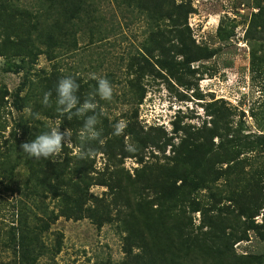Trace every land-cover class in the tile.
Segmentation results:
<instances>
[{
  "label": "rangeland",
  "instance_id": "1",
  "mask_svg": "<svg viewBox=\"0 0 264 264\" xmlns=\"http://www.w3.org/2000/svg\"><path fill=\"white\" fill-rule=\"evenodd\" d=\"M17 1L31 10L38 7L36 0ZM257 3L264 5V0H191L195 11L188 16L190 36L196 46L214 49L215 54L190 63L189 68L171 71H159L154 63L143 76L132 78L128 65L140 57L142 45L149 41L145 15L120 0H85L73 25H68L75 30L72 36L77 46L57 50L51 61L44 54L38 57L35 69L28 76L32 87L27 81L21 93L28 91L31 104L22 110L14 107L13 95L24 76L12 69L15 68L12 64L8 68L5 58L0 56V264L14 262L13 251L6 242L8 231L16 224L18 216L34 219L40 215L33 191L21 187L28 177L25 166L22 162L19 166L15 164L19 156L24 160L21 142L32 141L42 128L49 132L60 123L59 130L71 129L72 136L70 141H64L60 156L53 157L55 160L51 159L46 169H61L76 181L80 177V185L85 189L83 207L87 209L80 218L60 216L42 233L48 246L62 234L61 249L55 256H41L37 264H143L144 259L155 264L151 263L153 255L170 249L171 241L185 239L183 233H201L211 220L230 225L240 221L228 198L245 204H249L247 199L255 198L251 202L258 203L259 208L253 219L258 224L257 230L264 232V21L262 16L251 21L258 10ZM153 54L151 62H155L160 53L155 50ZM53 62L61 70L60 78L76 71L81 76L80 83L88 82L89 86L79 87L76 93L81 103L94 92L93 74L112 84L111 100L95 97L96 129L100 132L97 140L79 138L84 120L92 112L84 117L73 115L71 119L69 113H59L61 118L55 113L44 116L46 108L38 93L42 85L40 88L36 85L38 75L34 72L42 69L44 73L49 72ZM60 78L50 76L44 86L45 92L52 93L49 99L54 109ZM130 81H137L139 89L131 86ZM142 88L144 95L137 104L133 95L142 92ZM4 91L7 93L3 94ZM33 101L44 106L36 107L34 103L33 111ZM132 110H137L141 123L162 127L175 142L179 140L172 132L175 121L197 126L206 121L210 130L207 137L211 133L207 141L211 150L206 154V162L198 170L189 171L172 156L170 144L164 149L147 147L142 159L125 157L121 163L116 159L109 161L102 152H95L105 141L102 136L106 130L114 133L115 123L125 121ZM229 110L230 131H236L241 139L236 148L241 151L236 164L227 160ZM22 118L30 125L31 134L25 137L20 128ZM122 134L116 135L119 140ZM122 140L123 144L133 145L127 136ZM81 146L85 150L92 149L93 154L81 159L76 154ZM57 162L61 165H56ZM68 166L76 168L67 170ZM137 171L141 176L133 180ZM109 175H112V183L109 182L112 188L98 184L99 177ZM180 176L190 178L191 188L182 191L185 194L182 199L187 200L179 209L165 212L150 198L164 183ZM195 180H204L202 183L207 187L193 190ZM97 198H103L109 207L99 209ZM76 200L77 203L83 201L82 198ZM47 202L50 209L55 205L51 193ZM196 205L200 210L194 211ZM106 211L110 220L97 227L92 218L101 213L99 217H103ZM170 227L173 229L169 231ZM254 231H247L249 240L234 244L237 254L264 256V239ZM192 263L202 264V261L195 259Z\"/></svg>",
  "mask_w": 264,
  "mask_h": 264
},
{
  "label": "trees",
  "instance_id": "2",
  "mask_svg": "<svg viewBox=\"0 0 264 264\" xmlns=\"http://www.w3.org/2000/svg\"><path fill=\"white\" fill-rule=\"evenodd\" d=\"M120 1L127 4L132 10L136 9L144 14L149 29L147 34L149 41L142 45L140 57H136L134 63L128 65L129 75H133L132 78L143 76L146 71L148 72V68L151 65L156 64L159 71L189 68L190 63L209 59L215 54L214 49L196 46L190 36L191 30L188 25V16L195 11L191 0ZM35 2L38 7L31 10L24 5H20L17 0H0V56L5 58L8 68H11L9 64H12L15 67L12 69L22 72L24 76V80L13 95V105L17 110H22L31 104L28 98V91L21 93L27 81L28 83L30 82L28 76L35 69L38 57L44 54L51 61L55 59L58 53L57 50L68 49L69 46H77L76 40L72 36L75 30L68 25H73V19L79 16L85 0H36ZM255 6L258 10L253 13L251 21L254 22L260 16H262L264 21V5L257 3ZM262 26L264 27V23ZM89 29L93 31L92 28ZM90 35L92 36L93 34L90 33ZM155 50L160 54L156 57L155 62H151L150 58L154 56L153 51ZM42 70L34 73L38 75L36 85L38 84L39 88L42 85L38 93L41 97H44L45 82L50 76L60 78L62 73L54 62L49 72L44 73ZM64 76L66 77L67 74ZM70 76L76 80L79 87L86 88L89 86L88 82L80 83L81 76L78 72L74 71ZM91 83L94 85L92 90L95 91L97 81L91 79ZM130 83L131 86L139 89L137 81H130ZM32 84L30 82L29 87H32ZM4 93L7 92L4 91ZM39 95H35L36 99L40 98ZM143 95V88L142 92L133 95V99L135 98L137 104L142 101ZM32 103L31 109H33L34 103L36 107L44 106L41 102L33 101ZM44 107L46 108L44 116L55 113L57 117L61 118L56 109L50 106ZM230 115L231 112L229 110L228 118L226 119V137L228 136L226 145L229 150V158L227 160L232 162V164H236L235 162L238 161L241 152H238L236 148L241 139L236 131H233V133L230 131L232 124ZM137 116V110H132L128 116H125L127 126L122 134V139L127 136V139L133 143L134 152L125 151L126 144H123V140L120 139V141L108 129L106 134L102 136L105 141L102 145H98L95 152H102L109 161L116 159L121 163V159L125 157L142 159L141 157L144 156L143 152L147 147L153 146L157 149H164L170 144L173 151L172 156L177 157L176 161L189 171L198 170L206 162V154L211 150V147L207 146L211 133H208L210 137H207V132H210V130L205 125L206 121L200 126L181 124L182 120L175 121L172 132L176 135V138H179L175 142L172 141L173 137L171 135H166L167 132L162 127L141 123ZM26 120L22 118L20 124L24 137L31 134L30 125L26 123ZM43 132H46L45 128L40 131V133ZM27 142H30V140ZM113 142H116V144H113ZM139 154L140 157L138 156ZM52 158L45 159L41 157L40 159H35L29 158L24 154V160H20L19 156L17 162H15L16 166H19L21 162L25 166L28 177L21 187L22 190L33 191L35 206L40 208V215L35 214L34 219L27 215H19L16 224L13 223L11 225L8 231L10 235L7 236L9 240L6 245L12 249L14 254V262L12 264H37L40 257L45 254H51L52 256L58 254L61 249L62 234L57 236L53 245L48 246L42 239V233L47 231L60 216L80 218L87 209V207H83L85 189L80 185V177L79 181H76L72 176L67 177L66 172L61 169L55 167L46 169V166L52 162L50 161ZM56 165H61V163L57 162ZM72 168L75 169L76 167L68 166L67 170ZM139 176H141V173L138 172L133 176V180H137ZM189 179L188 177L180 176L169 180L168 183H164V185L159 187L150 199L155 200L160 209L165 212H173L179 209L182 203L187 200V198L182 199V196L183 192H185L184 190L187 191L191 188V182L188 183ZM109 182L112 183V175L99 177L98 179V184L112 188V184ZM177 182L179 183L177 184ZM202 182L204 180L200 182L195 180L192 183L194 185L193 190L207 187ZM48 193H51L55 199V205L51 209L49 207L50 201L45 203ZM187 193L190 195L191 191ZM76 198H82L83 201L77 203ZM252 199L255 198L247 199L249 204H245L228 198L227 200L230 202L229 204L233 205L236 216H240V221L230 225L211 220L207 229L201 233H183L186 237H184L185 239L171 241L170 249L168 248L156 256L154 254L151 263L197 264L192 263V260L200 259L202 264H261L264 256L247 253L237 254L233 247L239 241L249 240L248 230L254 231L255 229L256 233L264 239V232L257 230L258 224H255L253 219L259 204L251 202ZM97 202L96 206L99 209L109 207L103 198H97ZM75 203L78 205H75ZM138 203L140 204V201ZM59 204H61V207H59ZM197 210H200L199 205L194 207V211ZM104 213L105 216L103 217H99L101 213L92 218L97 227H101L104 222L110 220L108 212ZM172 229L170 227L169 231ZM185 258H188V260ZM143 264H149V262L144 259Z\"/></svg>",
  "mask_w": 264,
  "mask_h": 264
},
{
  "label": "clouds",
  "instance_id": "3",
  "mask_svg": "<svg viewBox=\"0 0 264 264\" xmlns=\"http://www.w3.org/2000/svg\"><path fill=\"white\" fill-rule=\"evenodd\" d=\"M92 79L97 81L94 92L89 93L87 99L80 102L79 97L76 95L79 90V84L71 76L62 77L58 80L56 85V111L58 113H69V119L72 116L84 117L86 113L92 112V115L86 116L83 126L79 132V138L81 141L85 140H97L100 137V132L96 129L98 123L95 109L97 104L95 103V97L99 96L102 100H111L113 95V87L110 81L103 77H97L95 74L92 75ZM52 93L45 92L43 97V104L50 106V97ZM75 109V112H73ZM61 124V123H60ZM59 124V125H60ZM57 127L51 128L49 132L40 133L36 138L30 142H25L20 145L23 153L29 158L40 159L41 157L49 159L51 157L60 156L64 141H70L72 136L71 129H65L63 132ZM126 122L120 120L115 123L114 135H121L126 128ZM69 143V142H67ZM125 151L134 152L135 147L127 143L125 145ZM76 154L81 158H87L93 154L92 149L85 150L82 146L76 149ZM55 160V159H52Z\"/></svg>",
  "mask_w": 264,
  "mask_h": 264
}]
</instances>
